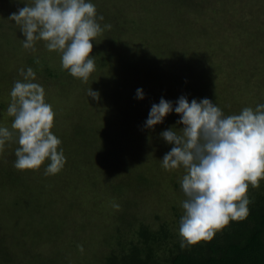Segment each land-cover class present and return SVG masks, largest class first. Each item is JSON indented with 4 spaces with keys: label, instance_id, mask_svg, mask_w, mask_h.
<instances>
[{
    "label": "trees",
    "instance_id": "trees-1",
    "mask_svg": "<svg viewBox=\"0 0 264 264\" xmlns=\"http://www.w3.org/2000/svg\"><path fill=\"white\" fill-rule=\"evenodd\" d=\"M137 1L92 0L96 12L104 8L106 18H112L111 9L139 10ZM220 1L190 0L192 10H197L190 20L197 23L199 9H207L213 2L211 8H218L217 4H221L223 8L216 18L209 12L207 24L221 16L215 40L223 41L227 47L247 41V48L236 52L240 59L237 61L241 62L239 68L235 71L222 68L214 54L216 49L208 47L199 35L164 47L162 54L153 47L149 37H144L143 41L137 39L131 44L129 55L118 57L114 51L108 52L112 46L109 45L111 27L104 28L95 38L90 53L95 56V70L115 67L117 59L122 56L134 60L141 69L135 75L118 72L111 81L108 76L99 75L97 90L100 98L96 102L85 94L86 89L78 96L77 89H84L85 84L78 83L61 67V54L49 51L45 41H36L35 51L22 47L24 37L20 26L8 18L26 3L31 4L32 0H0V35L4 41L0 42V94L9 96L14 82L22 79L18 70L32 67L36 82L45 90V101L55 105H51L55 113L51 131L61 140L58 149H63L66 158L63 168L56 174L45 175L47 159L38 169L19 170L13 166L15 150L19 147L17 142L14 143L11 150L13 160L7 163V168L0 167V207L10 209L21 203L27 210L48 207L53 214L57 213L55 208L66 207L71 208L72 221L85 213H95V221L107 224L113 232L108 244L110 250L102 264H264V179L258 187H248L251 203L246 218L230 221L216 231L211 240H201L182 248L178 229L184 211L181 201L185 195L180 186L184 169L166 170L161 165L151 167L148 158L153 155H145L150 137L155 140L161 137L165 141L160 135L163 130L177 127L176 131H179L178 128L183 126L177 124L179 115L169 113L162 123L152 128V136L146 133L139 139L137 136L131 138V135L121 138L117 130L111 132L115 128L112 121H119L125 129L128 127L129 133L134 131L133 125L143 126L151 105L158 103L161 97L173 103L181 95L189 102L193 98L207 97L225 115L237 114L243 107L255 109L257 104H264V0H225L224 4ZM103 3L106 4L104 7ZM223 13L234 20V26H229L228 16ZM116 23L117 20L112 18L106 24L112 26ZM129 23H133L132 19ZM255 34L259 35L258 40L254 38ZM198 59L202 60L194 65ZM225 82L231 88L227 93ZM137 88L143 90V99L136 98ZM229 93L234 97L227 96ZM66 97L76 100L65 103ZM92 103L97 109L91 106ZM74 104L83 108L76 111L74 120L65 128L60 124L61 109L65 105L63 110H74ZM122 131L119 127V132ZM162 147L161 154L170 150L167 148L169 143L162 144ZM139 160H144L147 166L138 165L136 161ZM24 181L28 184L25 192L30 195L43 193L47 188L46 197H42L48 201L42 204L21 197ZM49 191L55 192L53 198ZM167 191L171 192L170 199L166 197ZM153 205L174 209L176 221H162L157 229H152L132 213ZM131 227L136 230L128 232Z\"/></svg>",
    "mask_w": 264,
    "mask_h": 264
},
{
    "label": "clouds",
    "instance_id": "clouds-1",
    "mask_svg": "<svg viewBox=\"0 0 264 264\" xmlns=\"http://www.w3.org/2000/svg\"><path fill=\"white\" fill-rule=\"evenodd\" d=\"M8 19L20 26L23 48L35 51V42L45 41L49 51L61 54V67L83 81L95 70L92 42L111 27H101L104 17L97 15L92 0H32ZM18 71L22 79L14 82L6 110L13 117L11 129L19 145L13 166L38 169L47 159L45 175L56 174L66 158L63 149H58L61 140L51 131L55 113L45 101V90L36 82L33 68ZM135 96L143 99V90L137 88ZM88 97L98 100L99 92L90 88ZM172 112L183 126L160 133L172 145L160 160L166 170L184 169L180 181L184 211L178 229L183 248L211 240L230 221L247 217L248 187H258L264 179V104L225 115L207 97L189 102L181 95L175 103L161 97L151 105L143 126L153 128ZM12 130L0 126V150L12 138Z\"/></svg>",
    "mask_w": 264,
    "mask_h": 264
},
{
    "label": "rangeland",
    "instance_id": "rangeland-1",
    "mask_svg": "<svg viewBox=\"0 0 264 264\" xmlns=\"http://www.w3.org/2000/svg\"><path fill=\"white\" fill-rule=\"evenodd\" d=\"M224 1L225 0H222L220 3L224 4ZM236 1L238 2V0ZM237 2H235V4ZM138 3H140V9L137 11L132 9L126 11L122 9H111V12H113L111 13L112 18L117 20L118 23L112 24L109 29V34L112 39L110 40L109 45L112 44V46L108 52L114 51V54L118 57L122 54L129 55L132 52L131 44H133L134 41L137 39L143 41L144 37H149L153 47L159 54H162L164 47L167 48L176 45L178 41L181 42L182 39L196 38L199 35L204 39L203 41L207 43L208 47L211 46L210 48L216 49L214 50V54L218 58L219 65H221L222 68L232 71L239 68L241 62L238 63L236 52L247 48V41H240L235 45L233 44L232 47H227L228 45L223 41L215 40V37H218V26L220 25L221 16L217 21L207 24V16L209 12L211 11L212 15L216 18L219 11L223 8L221 4H217L218 8H211L214 4L213 2L207 7V9H199L197 12L198 21L195 23L194 20L191 21L190 18L197 10H192L190 0H139L137 1V4ZM225 4H227V1ZM105 5L106 4L103 3L102 6L104 7ZM234 8L235 5L230 9L233 10ZM104 12V8L99 9L97 12L98 16L102 15L104 17L102 21H99L101 25L108 23L110 20L112 21V18H106L104 16ZM225 16H228V14H225ZM130 18L133 21L132 24L129 23V21L131 22ZM228 23L229 26H234V20L229 16ZM135 33L141 35H136ZM254 38L259 39V35L255 34ZM0 42H4L1 35ZM94 42L96 41H93L92 43ZM135 51H137V49H134V52ZM201 60L202 59L195 60L196 62L194 65ZM238 60L240 61L239 58ZM190 61L191 60H189V62ZM115 65V67L112 66L110 68L108 66L103 70H94L87 81L76 78L78 83L85 84L84 89L82 87L77 89L76 93H79L78 96H81L85 89L86 95H88V90L90 88L98 91L97 88L99 87L98 84L100 81L99 75L102 76V74H104L105 77L108 76L109 81H111L114 74L117 75L118 72L127 71L129 74L135 75L141 69V66L137 65L134 60H128L124 56L118 58ZM173 66L180 67L181 65ZM217 66L218 65H212V67ZM224 84L226 85L227 93V91L229 92L231 89L229 88L230 84L227 85L226 82ZM75 96L77 97V94ZM227 96L234 97V95L230 93ZM11 99L10 95L0 94V126L8 127L10 130H12L11 124L13 117L9 116L6 110ZM65 99H67L65 103H73L76 100L71 97H66ZM91 100L94 99L91 97ZM3 101H6V103ZM62 101L64 102V98ZM94 101L97 102L99 99ZM51 105H54V103H51ZM91 106L97 109L95 103H92ZM74 107L75 109L71 111H66L68 108L63 110L65 105L62 109L59 108L62 112L60 124L65 128H67V125L74 120L76 111L83 108V106L77 107V104H74ZM59 110H57V113ZM112 122L115 123V128L113 127L111 132L117 130V135L121 138H126L127 135H131V138L137 136L139 139L143 134L147 133L149 136H152L153 133L152 128L144 127V131L142 128L143 126H137L136 124L132 126L135 127L134 131L129 133L128 127L125 129L119 121H117L118 125L117 122ZM128 122L131 123L133 121L129 120ZM119 127L124 131L119 132ZM12 131V137L14 139H9L8 142L5 143L3 149L0 150V167L2 168H7V163L14 158L11 150L14 148V143H16V132L15 130ZM152 137H150L151 140L145 151V155L149 153L153 155L148 158V163H150L149 166H162L160 159L167 151L161 154L160 147L163 148L162 144L166 145L167 142L162 141L161 137L158 140H155ZM171 147L172 145L170 144V147L167 148L170 149ZM84 153L88 156L87 150H85ZM136 162L138 165L147 166L144 160ZM27 186L28 184L26 185L24 181V185H21V187H23L22 192L19 191L21 197H25L27 200L30 199L33 202L42 203L48 201L46 198L42 197V195L45 196L48 192L46 187L43 193L40 192L39 194L34 193L30 195L25 192ZM169 191L165 192V194L166 197L170 199L171 192ZM54 193L55 192L52 193L49 191V196L53 198ZM176 203H178V201ZM55 209H57V213L53 214L48 211V207L27 210L22 207L21 203L10 209L0 207V264H102L104 257L110 250L108 244L113 233L111 227L107 226V224L104 225L96 222L95 217L97 215L93 212L85 213L84 216L72 221V216L69 214L71 208L63 207L62 209ZM175 212L174 209L154 205L148 207L144 206L141 210L132 211L136 217L145 223H148L152 229H157L162 221H168L170 223L176 221L177 218L174 217L176 215ZM135 228L131 227L127 231L131 232L136 230Z\"/></svg>",
    "mask_w": 264,
    "mask_h": 264
}]
</instances>
